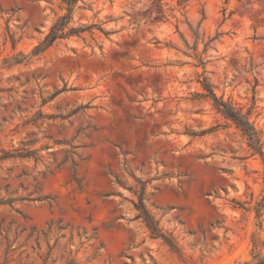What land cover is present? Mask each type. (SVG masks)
<instances>
[{
  "label": "rangeland",
  "instance_id": "rangeland-1",
  "mask_svg": "<svg viewBox=\"0 0 264 264\" xmlns=\"http://www.w3.org/2000/svg\"><path fill=\"white\" fill-rule=\"evenodd\" d=\"M64 7L0 0V264L264 256V0H78L35 51Z\"/></svg>",
  "mask_w": 264,
  "mask_h": 264
},
{
  "label": "trees",
  "instance_id": "trees-1",
  "mask_svg": "<svg viewBox=\"0 0 264 264\" xmlns=\"http://www.w3.org/2000/svg\"><path fill=\"white\" fill-rule=\"evenodd\" d=\"M78 0H62L65 4L66 13L59 16L52 26L50 27L48 33L45 35L44 39L36 46L35 51H42L48 46H50L57 38H63L73 34H79L82 31L92 27L93 25L85 26V27H70L67 30V25L71 19V13L73 10L74 4ZM203 88L206 90L205 97H209L212 101L214 106L220 111L226 118L231 119L236 123V125L242 130V132L247 136L249 140V146L255 150H257L261 155L263 152L260 149V139L257 135L256 130L254 129L252 123L249 121L247 115L241 113L240 110L235 109L230 103L223 101L222 99L218 98L212 89L208 87V84L205 80L201 82ZM257 206V213L261 207H264V198L261 202L256 203ZM148 227L151 229L152 233L158 236H162L165 242H167L171 247H173V243L170 239H168L165 235L158 233V229L153 225L152 219H147ZM70 264V263H68ZM233 264H264V256L260 255L259 253H255L252 255L250 260H245L242 262H235Z\"/></svg>",
  "mask_w": 264,
  "mask_h": 264
}]
</instances>
